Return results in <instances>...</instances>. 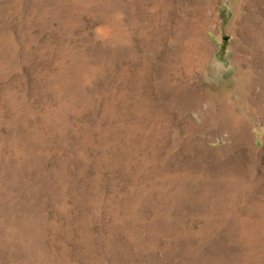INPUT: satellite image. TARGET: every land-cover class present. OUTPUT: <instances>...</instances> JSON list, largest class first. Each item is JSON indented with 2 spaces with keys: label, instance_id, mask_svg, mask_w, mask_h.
Segmentation results:
<instances>
[{
  "label": "rangeland",
  "instance_id": "1",
  "mask_svg": "<svg viewBox=\"0 0 264 264\" xmlns=\"http://www.w3.org/2000/svg\"><path fill=\"white\" fill-rule=\"evenodd\" d=\"M0 264H264V0H0Z\"/></svg>",
  "mask_w": 264,
  "mask_h": 264
}]
</instances>
